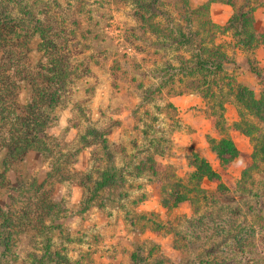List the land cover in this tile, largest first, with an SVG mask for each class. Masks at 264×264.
<instances>
[{
    "label": "trees",
    "instance_id": "trees-1",
    "mask_svg": "<svg viewBox=\"0 0 264 264\" xmlns=\"http://www.w3.org/2000/svg\"><path fill=\"white\" fill-rule=\"evenodd\" d=\"M11 2L0 0V197L12 193L7 196L8 204H0V264L19 262L10 247L20 235L29 233L32 251L23 264H72L65 244L74 241L62 223L66 216L61 201L52 200L51 193H39L36 178H32L30 185L18 180L16 187L9 178L34 154L50 162L43 185L53 176H62V168L68 163H54L59 145L47 131L64 106L71 75L69 63L61 53L64 49L52 39V28L35 18L27 6H21L19 16H14L9 9ZM115 2L135 5L137 31L154 39L150 47L175 52L174 64L168 62L162 73L157 72L161 75L157 93L168 89V96L196 94L202 98L205 117L217 135V139L207 137V143L219 163L216 172L192 151L185 161L193 172L179 177L170 167L157 165L154 156L164 155L165 150L150 141L148 148L153 155L139 163L135 172L146 173L148 183H159L160 206L167 220L162 222L153 214L125 220L138 235L147 229L172 235L174 248L184 258L191 256L183 261L178 259L175 264H264L260 247L264 243V92L256 98L226 73L225 66L230 62L228 45L217 43L220 34L230 36L240 50L248 53L249 71L264 86V67L259 66L255 56L258 48H264V28L254 19L264 0H208L199 6L191 0ZM214 3L232 9L223 26L214 24L209 17L210 5ZM30 43H36L33 49L28 47ZM227 102L234 104L238 117L230 129L225 119ZM230 130L249 140L250 154L237 150ZM98 132L88 128L79 138L82 145L92 144L88 141L92 138L106 158L96 177L87 175L75 182L85 191L80 214L94 207L102 208L100 200L104 194L125 184L124 173L116 167L106 140H95ZM237 158H242L245 166L230 189L223 180L228 179V169ZM59 180L69 181L63 176ZM204 180L216 184L213 191L202 187ZM19 200H24V207L16 206ZM181 205L188 207L190 217H172ZM146 246L145 242L133 245L132 264H173L157 258L156 248Z\"/></svg>",
    "mask_w": 264,
    "mask_h": 264
},
{
    "label": "rangeland",
    "instance_id": "rangeland-1",
    "mask_svg": "<svg viewBox=\"0 0 264 264\" xmlns=\"http://www.w3.org/2000/svg\"><path fill=\"white\" fill-rule=\"evenodd\" d=\"M115 1L12 0L9 4L14 16H19L21 6H27L35 18L52 28V39L64 49L61 53L66 55L71 73L63 109L47 131L48 136L59 145L56 153L64 155L59 159L57 154L54 163H68L62 168V176L69 181L59 183L62 176H53L43 185L50 162L36 154L29 155L18 166L17 173L10 174L9 178L13 187L17 186L18 180L30 185L32 178H36L39 193L41 190L51 193L52 200L61 201L66 216L62 223L74 241L65 244L72 264H132L130 256L137 242H145L147 249L156 248L157 258L175 264L178 259L183 261L191 256L189 254L185 259L174 248L172 235L157 233L153 229L138 235L132 232L129 221L125 220L127 217L134 220L135 216L144 214L147 217L156 215L162 222L167 220L160 206L159 183H148L146 173L135 172V168L153 155L148 147L154 140L160 149L165 150L164 155L154 156L157 165L170 167L179 177L193 172L185 161V156L192 151L219 171L217 164L207 155V152L213 154L209 153L211 150L207 143V137L213 138V133L211 129L206 133V108L199 96H182L191 97L183 98L181 107L187 104L189 107L182 110L170 102L175 96H168V89L157 93L160 90L157 84L161 79L157 72H161L168 62L174 64L172 55L175 52L150 47L154 39L137 31L135 5ZM191 1L199 6L207 0ZM208 14L214 24L225 15L223 10L216 11L213 4ZM254 19L258 26L264 28V6L255 11ZM220 42L228 45L230 62L225 66L226 73L241 85L243 80L247 81L249 86H244L257 98L264 92V86L254 75L243 74L244 69H249L248 53L240 50L230 36L220 34L217 43ZM35 45L30 43L28 47L33 49ZM255 56L259 66L264 67V48H258ZM225 119L229 129L235 119L237 121L236 108L231 102L226 103ZM88 128L99 131L95 140H106L107 150L116 167L124 173L125 184L104 194L103 200H100L102 208L94 207L80 214L85 191L75 182L87 175L96 177V171L106 163L105 154L92 138H88L92 144H81L79 138L86 134ZM232 132L230 130L229 135L236 147L251 153L249 140ZM242 168L243 164L229 167V177L223 183L233 189ZM202 187L213 191L216 184L204 180ZM8 195L12 193L0 197L1 205L8 204ZM25 204L24 200H19L16 206L24 207ZM179 215L188 218L191 212L187 206L181 205L172 217ZM30 235H20L10 247L18 257L17 264L29 259L28 254L32 251ZM260 247L264 255V243Z\"/></svg>",
    "mask_w": 264,
    "mask_h": 264
},
{
    "label": "crops",
    "instance_id": "crops-1",
    "mask_svg": "<svg viewBox=\"0 0 264 264\" xmlns=\"http://www.w3.org/2000/svg\"><path fill=\"white\" fill-rule=\"evenodd\" d=\"M208 1V0H207ZM206 1V2H207ZM205 2V3H206ZM204 3V4H205ZM212 5V4H211ZM219 5H221L222 7L221 8H219L218 6ZM213 8H215V10L217 11L218 9H220V10H223V12L225 13V15L223 16V17H221V20L220 21H218V26H223L226 22H227V20L230 18V16L232 15V9L229 7V6H227V5H224V4H222V3H214L213 4ZM216 24V25H217ZM250 73V74H249ZM243 74L245 75V76H247V75H250L251 77L253 76V74L249 71V69L247 70V69H244L243 70ZM257 78V77H256ZM252 79V78H251ZM252 80H254V79H252ZM242 85L244 86V85H246V86H249L248 85V83H247V81H245V80H243V82H242ZM189 95H191V97L192 96H195L196 94H189ZM189 95H182V96H189ZM182 96H175V98H172L171 99V103L174 105V106H176V108L178 109V107H180L182 110L183 109H185V107L187 106V107H189V105L187 104L186 106H184V107H181L182 106V102L184 101V99L183 98H191V97H182ZM197 96H199V95H197ZM200 97V96H199ZM200 99L202 100V98L200 97ZM194 101L193 102H195L196 103V99H193ZM197 103H199L200 104V102L199 101H197ZM202 103L204 104V102H203V100H202ZM238 118V117H237ZM207 121V120H206ZM235 121H236V119H235ZM192 122V121H191ZM207 123H208V125H207V132L206 133H208V131H209V129H211L210 128V124H209V122L207 121ZM212 133H213V138L215 139H217V135L213 132V131H211ZM231 134H233V135H239L238 134V132H235V131H233ZM242 136V135H241ZM244 137V136H243ZM232 139V138H231ZM247 139V138H246ZM233 141V140H232ZM233 143H234V141H233ZM235 144V143H234ZM235 147H236V145H235ZM237 148V147H236ZM237 150L239 151V152H241V153H245V154H250V152L249 151H241V150H239L238 148H237ZM209 153H212V152H209ZM207 155H209L208 157L211 159V160H213V163L214 164H217V166H218V168H219V163H218V160H217V158H216V156L214 155V154H208V152H207ZM205 159V158H204ZM206 160V159H205ZM207 161V160H206ZM208 163H209V161H207ZM210 164V163H209ZM242 164H243V168H244V166H245V162H244V160L242 159V158H237V159H235L232 163H231V165H230V167L231 166H235V165H238V166H242ZM211 165V164H210ZM211 168L214 170V171H216L213 167H212V165H211ZM242 168V169H243ZM218 171V170H217ZM216 171V172H217Z\"/></svg>",
    "mask_w": 264,
    "mask_h": 264
}]
</instances>
